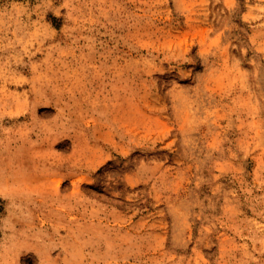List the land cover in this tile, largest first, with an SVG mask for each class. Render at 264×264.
I'll return each instance as SVG.
<instances>
[{"label": "rangeland", "instance_id": "374dc122", "mask_svg": "<svg viewBox=\"0 0 264 264\" xmlns=\"http://www.w3.org/2000/svg\"><path fill=\"white\" fill-rule=\"evenodd\" d=\"M0 264H264V0H0Z\"/></svg>", "mask_w": 264, "mask_h": 264}]
</instances>
